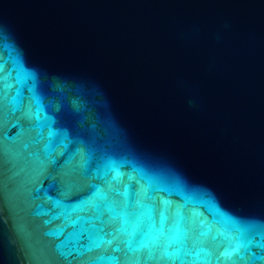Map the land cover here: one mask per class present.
Masks as SVG:
<instances>
[{
  "label": "water",
  "instance_id": "95a60500",
  "mask_svg": "<svg viewBox=\"0 0 264 264\" xmlns=\"http://www.w3.org/2000/svg\"><path fill=\"white\" fill-rule=\"evenodd\" d=\"M0 264H264V0H0Z\"/></svg>",
  "mask_w": 264,
  "mask_h": 264
}]
</instances>
